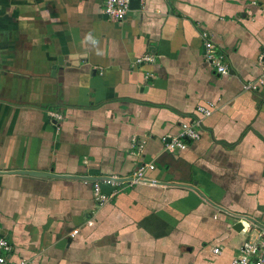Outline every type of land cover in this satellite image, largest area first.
<instances>
[{
	"label": "crops",
	"instance_id": "crops-1",
	"mask_svg": "<svg viewBox=\"0 0 264 264\" xmlns=\"http://www.w3.org/2000/svg\"><path fill=\"white\" fill-rule=\"evenodd\" d=\"M204 32L228 74L206 60ZM262 52L264 0H141L123 21L105 17L104 0H0V236L10 262L230 264L258 243L264 88L244 86L264 76ZM193 120L200 139L166 152L163 138ZM147 164L151 182L127 181ZM110 176L124 181L101 206L83 178Z\"/></svg>",
	"mask_w": 264,
	"mask_h": 264
},
{
	"label": "built area",
	"instance_id": "built-area-1",
	"mask_svg": "<svg viewBox=\"0 0 264 264\" xmlns=\"http://www.w3.org/2000/svg\"><path fill=\"white\" fill-rule=\"evenodd\" d=\"M132 0H104V14L115 21L125 20L131 12ZM205 45V58L211 63L216 72L220 75L228 74L229 67L225 63L226 55L220 51L216 45L212 42L210 36L204 32L202 34ZM152 58L147 56L140 60L138 63L150 62ZM259 63L264 70V52L259 56ZM264 88V76L254 82H250L244 86V89L251 92H259ZM197 113L204 117H209L212 114L210 108L205 106H199L196 109ZM52 117L58 120L62 119V115L57 112L51 113ZM202 134L201 121L193 120L191 122H184L181 124L180 134L177 136H168L163 138L166 152H177L186 150L188 142L199 140ZM136 142V141H135ZM156 167L154 164H147L138 168V170L130 177L128 182L132 184H140L143 182H151L146 176L148 170H154ZM123 181H117V177L110 176L101 178L100 180L93 181V196L99 205L107 203L111 195L103 192L102 187L105 186H119ZM89 226L93 225L92 221L88 222ZM78 230H74L72 235L78 234ZM13 252V246L9 240L0 236V264H12L10 262ZM220 249H215L214 253L219 254ZM16 264H32L26 259H21ZM230 264H264V231L260 234V241L258 243L246 242L240 249V254L235 257Z\"/></svg>",
	"mask_w": 264,
	"mask_h": 264
},
{
	"label": "water",
	"instance_id": "water-1",
	"mask_svg": "<svg viewBox=\"0 0 264 264\" xmlns=\"http://www.w3.org/2000/svg\"><path fill=\"white\" fill-rule=\"evenodd\" d=\"M140 4H141V0H132L131 9L133 10V9L140 8ZM105 17L107 16L105 15ZM15 173H23V174H27V175L34 176V177H43V178H46V177H51V178H54V177L55 178H69V177L71 178L73 177L74 178L75 177V176H66V175H56L54 173L36 172V171H22V172H15ZM83 179H88L91 181L100 180V178H83ZM117 181H124V179L117 178ZM102 189H103V192L107 194H111L112 192L111 188L105 185L102 187ZM242 227L243 226L240 223H238L235 226V230L241 231L243 229Z\"/></svg>",
	"mask_w": 264,
	"mask_h": 264
}]
</instances>
